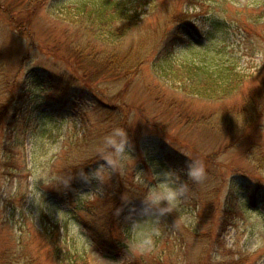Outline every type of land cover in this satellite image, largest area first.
Here are the masks:
<instances>
[{
    "label": "rangeland",
    "instance_id": "obj_1",
    "mask_svg": "<svg viewBox=\"0 0 264 264\" xmlns=\"http://www.w3.org/2000/svg\"><path fill=\"white\" fill-rule=\"evenodd\" d=\"M91 1L0 0V264L16 246L17 264H55L39 233L55 224L88 264H264V112L241 124L264 97V0H138L106 44L71 22ZM94 45L143 63L124 79ZM183 62L244 79L220 99L177 93L166 72ZM165 185L176 199H147ZM119 187L120 207L99 199Z\"/></svg>",
    "mask_w": 264,
    "mask_h": 264
},
{
    "label": "trees",
    "instance_id": "obj_2",
    "mask_svg": "<svg viewBox=\"0 0 264 264\" xmlns=\"http://www.w3.org/2000/svg\"><path fill=\"white\" fill-rule=\"evenodd\" d=\"M138 0H99L91 1L90 3H81L77 6V15L73 17L71 22L74 25L82 26L89 31L90 39L92 43L99 42L106 44L112 42L114 39L123 37L131 26L139 22V13L143 14L142 8L144 5H138ZM147 7H149L147 5ZM37 9V7L35 6ZM154 7L151 8L153 10ZM9 19L10 24L18 22L17 19L9 15L7 10L4 11ZM183 20L177 21L176 25L182 23ZM26 27V26H24ZM23 27V28H24ZM215 29H219L217 25L213 26ZM26 32V31H23ZM95 47V45H94ZM100 55L101 65L103 70H109L111 68L117 70L122 74V78L127 79L130 75L135 74L140 64L143 63V57L136 58L133 65H127L126 59L130 58L126 56L114 65V56H108L105 51H96L95 54ZM166 77L177 93H184L186 95H192L204 99H220L219 97L228 96L238 91L240 84L242 83L244 76L241 72L235 70L231 65H218L209 69L202 65H197L191 62H183L181 64L172 65L167 69ZM260 96V105L250 112L247 110L245 113V119L241 121V124L247 125L248 122H256L262 112H264V101ZM246 104V102H245ZM247 105V104H246ZM99 155H97L98 157ZM95 158V160L98 158ZM94 160V161H95ZM78 167H70L65 171L67 175L76 172ZM124 193V188L119 187L113 196L105 195L99 199L105 198L106 203H111L113 206L120 207V199ZM253 200H257L263 195L253 192ZM264 197V196H263ZM256 202H254L255 204ZM116 211V207L113 208V212ZM115 214L109 212L106 214V221L111 227L114 224ZM105 225V224H104ZM39 233L43 236L45 243L51 250L52 260L55 264H88L83 257L78 255L73 249H71L66 242V239L60 234L59 227L55 224L54 227H50L49 231L41 229ZM18 241V240H17ZM68 247H67V245ZM18 245H23L22 243ZM111 248L113 243L108 244ZM18 246L12 251L14 253L13 258L5 256L6 260L4 264H17L15 262L21 257V249L16 251ZM19 248V247H18ZM118 249V246H116ZM16 251V252H15ZM24 264H33L31 258L27 261L25 259ZM234 264H239L238 262Z\"/></svg>",
    "mask_w": 264,
    "mask_h": 264
},
{
    "label": "clouds",
    "instance_id": "obj_3",
    "mask_svg": "<svg viewBox=\"0 0 264 264\" xmlns=\"http://www.w3.org/2000/svg\"><path fill=\"white\" fill-rule=\"evenodd\" d=\"M116 134L119 136L126 135V133H121L119 130H117ZM186 174L192 180L199 181L204 175L202 163L198 161L190 162ZM178 195L179 191L177 189L165 185L150 193L147 199L153 204H159L161 201L171 202L172 200L176 199Z\"/></svg>",
    "mask_w": 264,
    "mask_h": 264
}]
</instances>
